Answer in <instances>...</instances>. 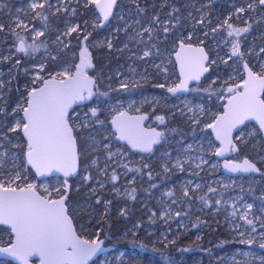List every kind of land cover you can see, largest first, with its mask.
Returning a JSON list of instances; mask_svg holds the SVG:
<instances>
[{"label":"snow or ice","instance_id":"snow-or-ice-1","mask_svg":"<svg viewBox=\"0 0 264 264\" xmlns=\"http://www.w3.org/2000/svg\"><path fill=\"white\" fill-rule=\"evenodd\" d=\"M89 3L96 5L102 14L93 27L104 26L105 21H109L110 17H114L113 9L118 6L117 0H85V6ZM259 4L264 5V0H259ZM30 6L34 11L37 9L42 10L45 8V3L33 2ZM48 6L51 7V5ZM251 7L252 5L249 4L248 8ZM64 10L68 11V9ZM56 11L60 12L61 8H57ZM140 11L143 12L144 9H140ZM244 11V8L237 9L238 13H243ZM71 12L75 15L76 9H71ZM35 14L36 16L41 15L39 11H36ZM139 22L137 20V23ZM152 22L159 24V16H154ZM200 22L203 23V20ZM16 23L17 27L27 29V25H24L22 21H17ZM85 25H87V21ZM225 25L228 28L227 36L231 37L235 34L237 38H240L242 33H247L251 26L233 27L228 24L227 20H225ZM127 27H131V25H127ZM3 30L4 25L0 24V31ZM169 30V22L164 21L162 31L168 33ZM32 31L35 32V36L31 45H26L24 38L18 36L19 44L16 46V52L28 54L29 49L36 51L35 41L44 35V32L37 31L35 28ZM82 31L83 29L79 24H74L68 26L61 35L72 36L73 33H76L77 38H79V34ZM153 31L152 27L143 28L145 33L151 34ZM212 32L216 33L217 29H212ZM90 36L91 33L83 36V41L81 42L83 46L80 47L78 54L79 63L71 64L57 72H49L47 78L40 74L45 71V65H38L39 71L33 76L31 86H26L27 94L22 97V103L16 105L11 113H7L5 109L0 108V114L11 117V123L6 126L7 131L5 132L3 128H0V149L4 148L5 143L11 144L13 137L19 140L20 134H22L24 140L22 146L12 145L13 147H22L23 152L22 157H17L15 153H12V165L7 169V175L4 172L8 150L0 151V224L9 225L11 231L15 234V241L9 247L0 248V252L15 257L22 264H29V258L32 256H38L40 264H88L92 257L104 251L102 247L104 240L99 238V231L96 232L95 239H82L77 235L73 220L68 215V209L65 204L67 189L70 187L67 178L77 172L81 154L96 144L94 137H90L91 144H88L82 138L81 132L86 128L95 130L97 124L101 127L104 126V122L99 120L100 109L98 107L83 105L88 107V112L84 113L83 118L75 113V108L73 107V105L80 106L84 101H92L94 98L97 104H102L105 101L98 97L107 96V93L100 94L98 91H94V89H98L97 80L99 77L90 76L87 71L93 68L91 53L88 51L87 44L84 43L89 40ZM57 40L59 41L60 37H57ZM106 45L110 49L113 47L110 40L106 41ZM63 46L65 48L68 47L67 44ZM179 48L180 51L176 53V59L180 63L181 76L184 79L175 87L167 88V92L173 94L187 90L188 80H199L200 75L208 71L204 67L203 62L207 61L209 57L203 48L193 49L191 44L185 45L183 41L180 42ZM186 48L188 51L198 54L195 57L197 70L194 72L192 70L193 61L182 58L181 53ZM261 51H264V49H261ZM151 54L150 51L146 50L140 59ZM231 55L241 57L243 55L240 52L238 39L232 42ZM73 56L76 57L77 54L73 53ZM10 58L3 57L2 59L8 60ZM19 63L20 61L17 60L16 64L19 65ZM243 68L246 72V78H242V83L235 84L227 89L229 95L225 97L227 103L223 115L218 116L214 124L206 125V127L215 130L216 139L221 142L222 147L216 152V155H223L226 151L236 150L235 146L229 149L225 145H232V130L243 124L245 120L254 117L259 122L260 129L264 130V99L261 98V95L264 94V65L261 66L260 71H253L247 63H244ZM117 75L119 76L120 74L117 73ZM5 86V82L0 80V99H3L2 92ZM138 87L140 85L137 83L120 80L119 87L113 91L131 92ZM157 87L164 88L165 85L159 84ZM20 113H22V116L19 115ZM92 118L95 119L93 120ZM145 119V116H129L126 111H119L117 115L112 117L110 122L111 128L114 129L112 135H115L118 140L126 141L127 145L132 149L152 152L153 145L160 143L164 133L155 129H144L142 122ZM156 119L164 123L163 116H157ZM192 119L194 123H198L194 118ZM103 141L101 146L107 153V159L111 160L117 155L123 156L122 152H112L111 144L107 142L108 137H103ZM191 147V145H188L189 149ZM18 159H20V164H17ZM201 163L206 162L201 161ZM28 166L35 170L37 176L63 173L65 178L63 182L64 194L59 195L58 199H53L51 198V192L45 187L43 188L45 194L42 195L37 190V185L27 182V176L23 174ZM122 167L128 171L133 170L128 168L127 164L122 165ZM149 167L147 164L144 165L145 169ZM164 167L166 171L169 170L167 165H164ZM173 167L183 170L184 165L177 160ZM224 168L232 172L260 171L256 163L247 158L241 164H233L226 161ZM101 171H106V169ZM136 171H140V169H136ZM112 173L111 181L115 182L118 176L114 169ZM148 175L151 177L150 171ZM83 179L88 181L91 176L85 175ZM101 187H103L102 184ZM199 187L200 185L197 184L196 188ZM53 191L60 193L61 189H54ZM208 191L215 192L216 190L209 187ZM134 192L135 189L133 188L132 192L129 193L131 198H135ZM167 195L171 196L173 193L168 192ZM183 195L189 197L187 188H185ZM99 202L97 200V203ZM215 204L219 205L221 201L216 200ZM243 208V212L239 213V219L244 221V225L250 227H244V225L239 223L232 225L230 229L233 234L232 238L221 243L246 246L258 244L260 249H264V220H260L258 216L252 219L249 218L253 210V204H246ZM260 211L264 213V207ZM124 214L122 210L121 215ZM175 215L180 216L181 213L176 212ZM230 215L233 218L237 216L235 207H233ZM161 218L171 219V215L166 211L161 214ZM258 220L261 228L258 233L259 240L257 239L256 226V221ZM229 223L231 224V221ZM136 227L138 228L139 225H136ZM242 227H244V230H241ZM127 235L135 236V233L129 232ZM131 242L137 243L138 241L134 239ZM174 244V240L168 241V245ZM153 251H159V249L153 248ZM177 251L188 252L190 249L182 248L177 249ZM239 252L240 249H232L230 256L218 258V264L219 262H224V264H255L257 260L259 264H264V255L244 251L242 255L246 259L237 260L236 254Z\"/></svg>","mask_w":264,"mask_h":264},{"label":"rangeland","instance_id":"rangeland-1","mask_svg":"<svg viewBox=\"0 0 264 264\" xmlns=\"http://www.w3.org/2000/svg\"><path fill=\"white\" fill-rule=\"evenodd\" d=\"M78 0H27L26 8H22L20 6L16 7L13 10L6 6L5 14H8L12 25L10 27L11 31L17 32H28L27 36H24V41L26 45H31L33 43V37L35 36V32L32 31L35 28L37 31H44L41 25H37L35 21L44 20L47 13L50 14H63V12H68V16H72L71 9H74L75 6H71V4ZM81 4L88 8L92 6L94 9V4H87L85 6V0H79ZM33 2H44V9L33 10L31 8V4ZM247 4H236L232 11H228L227 15L224 16H211L214 26L212 29H224L226 30V35L221 36L220 38L213 39L209 44L207 51L210 56V66L212 68V72L202 81L199 85L192 86L189 91L186 93L177 96L175 100L172 102V109L169 113L170 116L177 118L180 123V129L187 130L186 133H179L178 135L164 136L161 138L160 143L157 144V150L150 153L151 157L147 160L143 157L139 156V168H143V162L151 161L155 162L157 166V170L155 174L161 175L163 177L166 173L169 174V178L172 175H177L176 180L169 184H163V186L158 191L157 197L149 202L148 196H144L143 198H139V200H143L141 206L144 208L145 212V221H144V229H147L148 233L155 231L156 227L162 228L161 237L165 238L168 231L166 230H188L191 226V223L196 219L200 218L203 220V216H216L220 220H223L227 223L228 228L231 229V226L239 223L244 225V221L239 219V213L243 212V206L246 204H253L252 213L249 215V218L252 219L256 216L260 217V220H264V213L260 210L264 207V192L262 185H259V178L248 176L246 178L242 177H228L224 176L220 169V160L215 157V152L218 149V145L214 142L212 135L206 127L213 122L216 115L222 112V106L224 104L225 97L228 96L226 89L229 86H233L235 82H241L242 78H244L243 74V65L247 63L253 71H260L261 66L264 65V27L260 24L262 31H258V33L250 32L251 26L247 33H242L240 38H237L235 34L233 36H227V25H225V20L228 21V24H231L233 27H245L251 25L250 19H247V14L245 11L248 8L249 4H254L255 8L258 9V5L255 0H248ZM4 2L0 0V7ZM259 4V3H258ZM48 5H51L49 7ZM253 7V5H252ZM251 7V8H252ZM61 8L60 12H57L56 9ZM244 8L245 11L243 13H238L237 9ZM251 8H248V12H251ZM64 9H68L65 11ZM39 11L41 13L40 16H36L35 12ZM210 9H203V15L201 17L209 18ZM197 13H192V17L198 14L199 21V11ZM252 13V12H251ZM44 14V15H43ZM253 14V13H252ZM230 15L233 17V20L236 22H232ZM91 23L96 24L99 19L98 14L95 11V15L91 14ZM253 19H258L257 16L252 17ZM17 21H22L24 25H27V29L17 27ZM78 24L76 21L71 18L66 20L62 25V29L59 33H57L54 37V43H57V37H60L62 33L66 31V28L70 25ZM127 25H132V30L134 33H131L129 38H134V44L131 46V54L133 56H137L139 59V23L137 21H129ZM135 25V27H134ZM193 31L190 34L191 43L193 44H201L205 37L204 35L208 31H204V35L200 32L196 31L195 24H192ZM211 29V31H212ZM136 33V34H135ZM19 34V33H18ZM135 34V36H134ZM259 36L261 38V44L256 45L254 42V37ZM21 37V36H19ZM64 38L68 36H63ZM239 40L240 43V52L243 54L241 56H232L231 55V47L232 42L235 40ZM245 41V42H243ZM58 47V46H57ZM5 51L3 54L5 57H9L13 55V50L10 44L4 46ZM16 48V46L14 47ZM3 47L0 46V59H1V51ZM80 51V50H79ZM149 51V50H147ZM29 52L34 53L32 49H29ZM28 52V53H29ZM79 54V52H78ZM34 56H32L33 58ZM251 63H248V61ZM214 61V63H212ZM79 63V59L75 62L72 59H68L66 63L60 65L57 71H60L64 67H68L71 64ZM43 63L33 64L32 68V78L36 72L39 71L38 65ZM226 64H229L230 69H226ZM138 66L139 63L128 64L125 66L126 76L119 75V80H128L130 82H137L138 76ZM134 69V71H133ZM55 71V72H57ZM74 71V69H73ZM118 73V71H116ZM132 73V74H131ZM41 75L45 76L42 72ZM120 74V72H119ZM1 75L0 70V80L5 82V87L3 88V99H0V108L5 109L7 113H11L12 109L22 103V97L26 96V86H31L32 78L30 82L22 87L17 93V101L11 103L7 106V98H8V84L6 81V77ZM6 78V79H5ZM47 78V77H45ZM174 83L177 85L178 76L174 77ZM216 85V88H214ZM221 90V92H218ZM218 92V93H217ZM200 94L198 98L202 95L207 96V102L201 103L199 99L194 97L195 94ZM139 104L141 107L147 104H151L149 110L154 108V105L161 104L160 98L157 97H141L139 99ZM191 109V111H190ZM22 116V113L19 114ZM157 116L165 117L162 112H157L153 115V124L160 126L161 122L156 119ZM19 118V117H18ZM198 121V123H194L193 119ZM11 123V117L8 119L0 120V128L7 131V125ZM12 135V134H10ZM104 136V135H103ZM95 139V138H94ZM88 144H91L90 137L87 139ZM96 144L91 147V149H87L86 152L82 153V156L89 157L83 163L81 167V172L77 178H75V184L86 187V192L89 195L96 194L97 199L100 198L99 192L96 190L103 189L104 187H109V191L116 197H123L124 195H128L132 192L131 184L139 185V181H142V176L139 173V176L132 174L127 175L126 170L123 169L121 174H118V179L115 182L111 181L110 177H104V180L93 182L94 178H96V174L103 176V173L109 174L106 171H101L97 168V163H93V161L101 160V162H105L107 160L106 156H98L96 154L95 158H93L92 153L98 150L99 142L95 139ZM236 142V150L232 151L230 154V158L234 160H241L246 156V147L250 148L253 151V156L249 159L255 161L256 163H261L264 166V139H262L261 134L258 128L253 124H247L236 134L235 136ZM24 140L20 134V139L17 140L13 137L11 144L6 146V149H0V151L8 150L10 152L11 158L7 157L6 160L9 161L10 166L12 165V153H15L17 157H22L23 148L22 147H13L12 145H23ZM188 145H191V149L188 148ZM112 152L118 153L121 152L119 148L114 149ZM115 162L118 163L120 155L114 156ZM179 160L183 165V170L173 167L175 162ZM110 161V160H109ZM112 161V160H111ZM201 161H205L206 163H201ZM17 164H20V159L17 160ZM7 165V164H5ZM164 165L168 166V171L165 170ZM199 165V167H197ZM105 167H107L105 165ZM105 169V168H104ZM30 168L27 167V170L23 173L27 176V182L31 183L34 180L35 176L31 175ZM32 172V171H31ZM7 175V173H4ZM85 175L91 176V179L85 181L83 177ZM124 175H127V179L123 180ZM99 177L97 178V180ZM96 180V179H95ZM63 182L64 180L58 177L47 178L36 180L37 190L44 195L43 188H48L49 192H51V198L57 199L59 195L64 194L63 190ZM137 182V183H134ZM90 183V184H89ZM101 184L103 187H101ZM199 184L200 187L196 188V185ZM68 185L71 186V182L68 180ZM247 186L250 187V192L247 194L244 193L242 187ZM209 187L215 189V192H209ZM70 188V187H69ZM68 188V189H69ZM187 188L189 190V197H185L183 192ZM54 189H61L60 193L53 191ZM168 192H172L173 195H167ZM137 192H134V197L136 198ZM143 195V194H142ZM203 197V199H201ZM135 198H132L135 200ZM216 200H220L221 204H215ZM80 205L84 206H92L87 200L83 201ZM233 207L237 209V216L233 218L230 213L233 210ZM78 210V209H77ZM76 212H79L77 211ZM169 212L171 215V219H162L161 214L164 212ZM180 212V216H176L175 213ZM194 216V219L192 217ZM231 221V224L229 223ZM137 222H133L124 232L125 233L134 232L135 234L139 230L136 224ZM257 226V239L259 240L258 233L261 231L260 221H256ZM86 230V239H95L96 232L98 229ZM244 227H250L244 225ZM244 227L241 230H244ZM8 229V228H7ZM85 229H88L85 227ZM9 230V229H8ZM166 232V233H165ZM233 235V234H232ZM6 239L3 240L0 246H7L13 242V236L10 233H6ZM11 236V238L9 237ZM9 238V239H8ZM85 239V238H84ZM236 249H240V252L236 254L237 260L246 259L243 257L242 253L244 251L255 252L257 255H264V249H260L258 244L255 246H246L241 245ZM123 254V255H121ZM232 253H223L221 256H230ZM134 257V255H132ZM220 256V257H221ZM94 264H141L139 261L130 260L129 256L118 250L117 252L111 253L110 251H104L95 259H93ZM33 264H36L37 261H32ZM2 264V263H1ZM219 264H224V262H219ZM255 264H259V261H255Z\"/></svg>","mask_w":264,"mask_h":264},{"label":"trees","instance_id":"trees-1","mask_svg":"<svg viewBox=\"0 0 264 264\" xmlns=\"http://www.w3.org/2000/svg\"><path fill=\"white\" fill-rule=\"evenodd\" d=\"M4 3L0 7V24L4 25V30L0 31V46L3 47L1 51L0 59V70L1 75H4L8 84V98L7 106L11 103L17 101V93L19 90L26 86L30 79L32 78V68L33 64L43 63L45 65V71L42 72L45 77L49 72H55L59 69L60 65L65 63L68 59L72 61L78 60V52L82 45L83 36L87 33H91L89 40L84 42L87 44L88 51L91 53L92 62L94 65L92 75L99 77L98 81V93L102 90H107L108 87L114 85V81L111 79L112 71L114 70V65L121 62L127 63V61L133 60L136 62L138 60L137 56L131 55V46L134 44V38H129L131 33L135 31L131 27H127V22L141 20L139 17L144 15L146 17H152L156 12L165 11L168 12L170 9L171 0H117L118 6L114 7V17H110L102 27H93L91 23V14L95 15V9L92 6L85 8L81 2L78 0L76 12L77 17L73 15L72 20H77V23L81 26L83 31L79 34L73 33L72 36L61 39L57 41L59 43L56 45L54 43V37L62 29L63 23L67 20V16L62 14H47L46 19L36 20L35 23L41 25L44 29V35L36 39V51L34 53L29 52L24 54L21 52H16L15 46L19 42L18 36H27L28 32H13L10 27L12 22L8 14H5L6 6L10 10L15 9L20 6L26 8V1L22 0L20 2L15 0H2ZM207 1V7H209V18L207 23L204 24L198 21L196 16L192 17V24L196 25L198 32L202 27H205L208 32L207 35L203 34L205 40L202 45L207 48L211 41L216 38H220L226 35V30L218 29L216 33H213L211 29L214 26V22L211 16H224L227 15L228 11H232L235 7V2L245 4L248 0H191L192 11L196 12V7L204 6V2ZM235 1V2H234ZM173 6H179L177 0H172ZM144 8V12L140 9ZM257 14L258 19H253L248 11L245 14H249V19L251 23L250 32L258 33L262 31L264 27V5L258 6ZM44 15V14H43ZM122 17V19H121ZM232 22L233 17L230 15ZM87 21V25L85 22ZM99 21V19L97 20ZM260 24L263 27H260ZM135 27V25H134ZM119 29V31H117ZM126 29V30H125ZM19 33V34H18ZM18 34V35H17ZM136 34V33H135ZM134 34V36H135ZM256 45L261 44V38L256 36L253 38ZM110 40L113 47L110 49L106 45V41ZM192 42V41H191ZM245 42V41H243ZM10 44L12 47L13 55L8 60L2 59L4 56L3 51H5L4 46ZM67 44L68 47L65 48L63 45ZM58 46V47H57ZM120 47H122L120 49ZM73 53L77 56L74 57ZM32 56H34L32 58ZM19 60V65L16 61ZM248 63H251L249 60ZM109 69V70H108ZM27 70V71H25ZM3 76V77H4ZM177 76V73H176ZM216 88V85H214ZM221 92V90H218ZM217 92V93H218ZM200 94H195L194 97L198 98ZM207 96L202 95L201 100H206ZM9 116L0 114V120L8 119ZM180 123L177 118L173 116L164 117V123L160 124L159 130L164 133V136L178 135L179 133H186L187 130L180 129ZM5 128V127H3ZM90 129L86 128L81 132V136L87 142L88 133ZM163 136V137H164ZM264 144V142H263ZM157 150V149H156ZM246 156L251 158L253 156V151L246 147ZM145 158H150L151 154L144 155ZM83 157V161L89 157ZM149 165L148 169L139 168V173L142 176V181H139V198H143L145 195L148 196L150 203L157 197L158 191L163 186L176 180L177 175L165 174L163 177L159 174H155L158 168H155L156 163L151 161L143 162V165ZM260 168V173L258 175H252L253 177L259 178V185H262L264 192V166L257 162ZM157 167V166H156ZM151 172V177H149L148 172ZM221 173V172H220ZM246 178V177H242ZM71 186L68 191L67 199L65 201L66 207L68 209V215L73 220V225L76 229L77 234L81 238L86 237V230H90L88 226H92V229H98L100 236L99 238L104 240L103 246L107 248L110 252H117L122 250L126 255L129 256L130 260L139 261L141 264H218V258L223 253H229L232 249H236L241 245L238 244H222V241L230 240L232 238V232L228 228L225 221L216 218V216H203V220L200 218L196 219L191 223L188 230H166L168 231L165 238L161 237L162 228L156 227L155 231L149 232L144 229L145 212L144 208L141 206L143 200H139V211H137L132 206H127L124 209V215H121L118 208L122 204L128 203V198L116 197L110 193L109 187H104L103 189L97 190L101 197L98 198L100 201L97 203L94 195H89L86 192L85 186H80L75 184V178L69 180ZM155 185V187H153ZM243 186L242 189L244 193L250 192V187ZM143 194V195H142ZM93 202L94 207L81 205L76 207L79 202L82 201ZM107 202V205H106ZM79 209V210H77ZM79 211V212H76ZM193 219L194 216L192 215ZM139 218V230L132 235H122L123 232L129 227V224ZM195 225V227H194ZM87 227L88 229H85ZM9 230L0 225V245L3 240L6 239V233ZM166 233V232H165ZM11 238V236H9ZM199 237V239H198ZM9 239V238H8ZM138 241L137 243H132V240ZM174 240V245H168V241ZM142 245L146 246L143 247ZM167 245V246H166ZM153 248L159 249V251H153ZM189 248L188 252H178L177 249ZM134 255V257L132 256ZM36 261V260H32ZM14 264L11 260L0 259V264ZM88 264H93L92 261Z\"/></svg>","mask_w":264,"mask_h":264},{"label":"flooded vegetation","instance_id":"flooded-vegetation-1","mask_svg":"<svg viewBox=\"0 0 264 264\" xmlns=\"http://www.w3.org/2000/svg\"><path fill=\"white\" fill-rule=\"evenodd\" d=\"M177 1H178V3H180V5L179 6L177 5L174 7L173 2L171 0L172 5L170 6V9L168 12H165L162 10V11L156 12L152 17H146L144 15L142 16V18H141V16L139 17V19H141L139 22V26H140L139 27V54L140 53L141 54L139 56V59L136 62H134L133 60H130V61H127V63L126 62L125 63L119 62V63L114 65V70L112 71L113 75L110 74L111 79L114 81V85L112 87H108L107 90H104V91L102 90V92H99L100 94L107 93V96H99L98 97L99 99H101L105 102L102 104H97L96 99L94 98L92 101H85L80 106H77V105L73 106L75 108V113L79 114L81 116V118L84 117V113L88 112V107H84L83 105L96 106L100 109L99 120L104 122V126L101 127L99 124H97L95 126V130L89 128L90 131L88 133V135H89L88 138L94 137L99 142L98 150H96V152L92 153L93 158H95L96 154L98 156H106L107 157V153H106L105 149L101 146V144L104 142L103 137H108L107 142L111 144V150L112 151L114 149L119 148L121 150V152L123 153V156H120L118 163L115 162L114 158L111 159L112 161L111 160L109 161V159H107L103 163L101 162V160H97V162L95 161V163H97V168L99 170H102L105 168L106 172H108L109 174L103 173V176H101V174L100 175L96 174V178H94L93 182H98V181L104 180L105 176L110 177L113 174L112 173L113 169L115 170L116 175L121 174L122 170L125 169L124 167H122V165H124V164H127L128 168L133 169L132 171H128L127 169H125L128 176L132 175V174L139 176V171H136V169H139V156H141L147 160L148 158H145L144 155H148V154L156 151V149H157V145H156L153 148L152 152H150L148 154H139L138 151L132 150L128 145L118 142L115 139V135H112L113 130L111 128L110 120L119 111H126L129 116H139L140 114H144L146 117V121H145L144 125L148 128H155L158 131H160L159 130L160 126L153 124V119H152L153 115L157 112H162V114L165 117L170 116L169 113L171 112V109H172V102L175 100V98L177 96H180V95L176 96L173 93L167 92L168 87H175L176 86L174 81H173L174 77L176 76V73H177L176 72L175 59H174V53L178 47V44L181 41H183L184 43L193 44V43H191V39H189V36H190L191 32L193 31L192 22H191V20H192L191 15L193 13L192 8H191L192 7L191 0H177ZM18 2H20V1H18ZM247 3L248 2L246 1L245 4H247ZM77 4H78V1H75L71 4V6H75L74 9H76ZM235 4H238V3L235 2ZM240 4H242V3H240ZM144 8L145 7H143L142 9H144ZM205 8H206V5L204 2V6L201 5L199 7V13L201 14V16L203 15V9H205ZM94 9H95V5H94ZM63 14L67 16L66 17L67 20L73 16V14H72V16H68V12H63ZM77 15L78 14L76 12L75 17H77ZM154 16H159V18H160L159 24L152 22V18ZM74 21L77 22V20H74ZM164 21L169 22L170 30L168 33H164L162 31ZM145 27H152L154 29V31L151 34L145 33V32H143V28H145ZM204 28L205 27H202L200 29V33L202 34V36L204 34L203 33ZM196 31L198 32L199 30H197V28H196ZM153 45H154V47H153ZM195 45H197V44H195ZM200 45H202V43ZM202 46H204V45H202ZM121 48L122 47H120V49ZM146 50H149L152 54L148 57H144L143 59H140V57L143 55V52ZM209 59H210V56H209ZM133 63H139L138 76H140V79L138 77L137 82H134V81L130 82L129 81V83H137L140 85V87L133 89L131 92L113 91L114 89L119 87V82H120L119 76L117 75L116 71H118V73L120 72V75H122V76L130 75V74H126V72H129V71H126L124 67L127 66L128 64H133ZM92 64H93V62H92ZM157 66H159V67H157ZM209 67H210L209 73H211L212 68H211V66H209ZM228 67H230V65L227 66V68H226L227 70L230 69ZM93 69H94V65H93V68H90L87 70L88 74L90 76L96 77L95 75H92V73H91V71L93 72ZM209 73L207 74V76L209 75ZM207 76L203 77L202 81H204ZM98 83H99V81L97 80V85H98ZM235 83L238 84L239 82H235ZM159 84H164L165 87L164 88L157 87V85H159ZM192 86H194V85H192ZM98 90H99V87H98V89H94V91H98ZM152 96L160 98L161 104L154 105V108H151L150 110H149V107H151V104H147V105H144L141 107V104H139V99L141 97H145V98L149 97L150 98ZM199 102L205 103V102H207V99L205 101L199 99ZM92 119L94 120L95 118H92ZM8 145H9L8 143H5L4 148H2V149H6L5 147ZM88 149H91V147H89ZM7 157L11 158L9 151H8ZM9 161L5 160V164L10 165ZM85 161L86 160L83 161V157L81 154V159L79 161V171H78V174L75 178H77L78 175L80 174L81 167ZM105 165L107 167H105ZM155 168H157L156 165H155ZM7 169L8 168L5 167L4 173L8 174ZM31 171H30V173L32 175L33 172H31ZM127 175H124L123 180L127 179ZM98 177H99V179L97 180ZM50 178H54V177H50ZM58 178H61L64 180V178H62V177H58ZM34 179L40 180V179H47V178H38L35 176ZM134 183H137V182H134ZM131 186H132V188L135 189V192H137L136 198H135V200H133L129 194L124 195V198L125 197L128 198V203L122 204L121 207L118 208L119 212L126 209L127 206H132L137 211H139V193H138L139 192V185L131 184ZM68 191H69V189H67V195H68ZM96 192H97V190H96ZM100 197H101V195H100ZM66 199H67V197H66ZM95 199H96V201L98 200L97 196H95ZM81 203H83V201L79 202L76 205V207L81 206L80 205ZM89 203L92 204V206H89V207L93 208L94 203L93 202H89ZM133 222H137L136 224L139 225V218H137ZM133 222H131L129 224V226ZM102 247L105 249L104 251H107L106 247H104L103 245H102ZM120 251H122V250H120ZM111 253H114V252H111ZM100 254L101 253H99L97 256H99ZM97 256H95L94 259ZM91 261H93V259ZM92 263L94 264V262H92Z\"/></svg>","mask_w":264,"mask_h":264},{"label":"water","instance_id":"water-1","mask_svg":"<svg viewBox=\"0 0 264 264\" xmlns=\"http://www.w3.org/2000/svg\"><path fill=\"white\" fill-rule=\"evenodd\" d=\"M16 1H21V0H16ZM113 10H114V9H113ZM95 11H96V13L98 14L99 19H100L102 14H101V12H100V9L97 8L96 5H95ZM105 22H106V21H105ZM105 22H104V23H105ZM18 44H19V42L17 43V46H18ZM179 44H180V43H179ZM179 44H178V47H177V49H176V51H175V53H174V59H175V65H176V72H177V76H178V83H177V84H179V83L181 82V80L184 79V77L181 76L180 63H179V62L177 61V59H176V53H177L178 51H180ZM188 44H190V43H185V45H188ZM191 46H192L193 49H195V48H203L204 51H205V53H207V55H208V57H209V54H208V52H207V50H206V48H205L204 46H202V45H195V44H191ZM181 55H182V58H185V59H191V60L193 61V67H192V70H193V72L196 71L197 68H196V65H195V57L198 56V54H197V53H194V52H190V51H188L187 48H186V50H185L183 53H181ZM208 62H209V59H208L207 61H204V62H203V63H204V67H206V68L208 69V71L203 72V73L200 75V79H199V80H188V81H187V84H188V88H187V90L179 91V92L175 93L174 95H176V96H177V95H182V94L186 93L192 85H199V84L201 83L203 77L207 76V74L210 72V67L208 66ZM248 66H249V65H248ZM249 67H250V66H249ZM243 72H244V78H246V72L244 71V68H243ZM240 83H242V82H240ZM240 83H238V84H240ZM230 87H233V86H230ZM228 88H229V87H228ZM228 88H227V89H228ZM227 89H226V92L228 93ZM228 94H229V93H228ZM261 98L264 99V94L261 95ZM84 102H85V101H84ZM84 102H82V104H83ZM226 103H227V100L225 99V100H224V104H223V106H222V112H220L219 114L216 115L215 119L213 120V122H212L211 124H214V123H215L216 118H217L218 116H222V115H223V112H224V108H225ZM73 106H74V105H73ZM116 115H117V114H116ZM139 116H145V115H144V114H140ZM145 121H146V119L143 120V122H142V126L144 127V129H146V130L155 129V128H148V127H146V126L144 125ZM110 122H111V120H110ZM250 123H253V124L258 128V130H259V132H260V134H261L262 139H264V130H261V129H260V127H259V122L253 117V118H249V119L245 120L243 124L238 125L236 128H234V129L232 130V136H231V139H232V145H225V146L228 147L229 149H231L233 146H235V149H236V142H235V136H236V134L242 129V127H244L245 125L250 124ZM208 129H209V131H210V133H211V135H212V138H213L214 142L218 145V149L216 150V152H217V151L222 147L221 142H220V140H217V139H216V132H215V130L212 129V128H208ZM112 130H113V132H114V129H112ZM155 130L158 131L157 129H155ZM21 135H22V134H21ZM22 138H23V137H22ZM115 139H116L118 142L127 145V142H126V141L118 140L116 137H115ZM156 145H157V144L153 145V148H154ZM128 146H129V145H128ZM129 147H130V146H129ZM130 148H131V147H130ZM131 149H132V148H131ZM132 150H134V151H138L139 154H148V153H150V152H144V151H141V150H139V149H132ZM216 152H215V157H216L217 159L220 160V169H221V173H222L224 176H228V177H248V176H251V175H258V174L260 173V171H259V172H242V171L232 172V171H229L228 169L224 168V163H225L226 161L231 162V163H233V164H241V163L243 162V160H244L245 158H247V157H244V158H242L241 160H234V159H231V158H230V154H231L232 150H229V151L224 152L223 155H216ZM247 159H249V158H247ZM249 160L252 161L251 159H249ZM252 162L256 163L255 161H252ZM256 165H257V163H256ZM29 167H30V166H29ZM257 168H259L258 165H257ZM30 169L32 170L33 174H34L36 177H38V178H50V177H62V178H64L63 173H52V174H48V175H46V176H37L36 173H35V170L32 169L31 167H30ZM259 169H260V168H259ZM78 171H79V163H78V167H77V172L74 173L72 176L68 177L67 180L72 179V178H75V177L77 176V174H78ZM64 179H65V178H64ZM57 199H58V198H57ZM0 225L4 226V227H6V228H8V229L10 230V233L13 235V238H14L13 242H14V241H15V234L11 231V227H10L9 225H3V224H0ZM76 233H77V232H76ZM77 235H78V234H77ZM78 236H79V235H78ZM82 239H83V238H82ZM13 242H12V243H13ZM9 246H10V244L7 245V246H0V248H3V247H9ZM103 249H104V248H103ZM104 250H105V249H104ZM103 252H104V251H103ZM101 253H102V252H101ZM98 254H99V253H98ZM98 254H97V255H98ZM97 255H96V256H97ZM94 257H95V256H94ZM94 257H92V258L88 261V263H89L92 259H94ZM0 259H8V260H11L14 264H22V262L19 261V260H17L15 257H12V256H10V255H8V254H6V253H3V252H0ZM32 260H36V261H37L36 264H40V259H39L38 256H32V257H30V258H29V264H33V263H32Z\"/></svg>","mask_w":264,"mask_h":264},{"label":"built area","instance_id":"built-area-1","mask_svg":"<svg viewBox=\"0 0 264 264\" xmlns=\"http://www.w3.org/2000/svg\"><path fill=\"white\" fill-rule=\"evenodd\" d=\"M256 1V3H257V5L259 6V0H255ZM207 4V1H205V5ZM251 5H253V7L251 8V12L253 13H251V12H249V14H251V16L252 17H255V16H257L258 18H259V15L257 14V9L255 8V5L254 4H251ZM206 7H207V5H206ZM207 8H209V7H207ZM199 11V8L198 7H196V11ZM249 9L247 8V10L246 11H248ZM194 13H197V12H194ZM249 14H247V19H249ZM201 14L199 13V22L201 21V20H203V22H204V24H206L207 23V19L208 18H206V17H201L200 16ZM192 16V15H191ZM194 16H196V17H198V14L197 15H194ZM195 27H196V25H195ZM204 31L206 32V31H208L206 28H204ZM209 62H210V59H209ZM209 62H208V66H210V64H209ZM227 66H229V64H226ZM225 65V66H226ZM231 67V66H230ZM229 68V67H228ZM243 74H244V72H243ZM242 82V81H241ZM240 83V82H239ZM227 97V96H226ZM8 166H10V165H5V167L6 168H10V167H8ZM31 183H36V179H34V180H32V182Z\"/></svg>","mask_w":264,"mask_h":264},{"label":"bare ground","instance_id":"bare-ground-1","mask_svg":"<svg viewBox=\"0 0 264 264\" xmlns=\"http://www.w3.org/2000/svg\"><path fill=\"white\" fill-rule=\"evenodd\" d=\"M226 68H227V66H226Z\"/></svg>","mask_w":264,"mask_h":264}]
</instances>
